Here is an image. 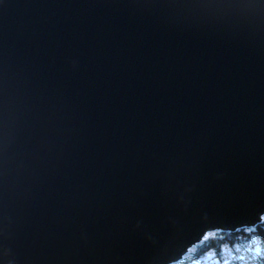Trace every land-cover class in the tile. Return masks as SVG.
Segmentation results:
<instances>
[{
	"label": "water",
	"instance_id": "obj_1",
	"mask_svg": "<svg viewBox=\"0 0 264 264\" xmlns=\"http://www.w3.org/2000/svg\"><path fill=\"white\" fill-rule=\"evenodd\" d=\"M264 213V0H0V264H170Z\"/></svg>",
	"mask_w": 264,
	"mask_h": 264
},
{
	"label": "trees",
	"instance_id": "obj_2",
	"mask_svg": "<svg viewBox=\"0 0 264 264\" xmlns=\"http://www.w3.org/2000/svg\"><path fill=\"white\" fill-rule=\"evenodd\" d=\"M255 243L253 248H247L244 251L245 256L249 260V264H264V218L258 220L254 224L241 225L233 229L216 228L212 233L203 236L195 242L191 252L183 254L181 261L183 264H192V260L208 250H215L220 253L222 245H234L236 243L246 244Z\"/></svg>",
	"mask_w": 264,
	"mask_h": 264
},
{
	"label": "rangeland",
	"instance_id": "obj_3",
	"mask_svg": "<svg viewBox=\"0 0 264 264\" xmlns=\"http://www.w3.org/2000/svg\"><path fill=\"white\" fill-rule=\"evenodd\" d=\"M262 218H264V213L262 214ZM261 218V219H262ZM216 228L208 229L205 234H210L213 232V230ZM246 244L242 243H236L234 245H228L224 244L222 245L220 253H217L215 250H208L204 254L194 258L192 260V264H249V260L245 256V260L243 257L244 251L247 248H253L256 246L255 243H248ZM195 243H193L189 248L184 252V254H188L191 252V249L193 248ZM181 258H178L170 264H183L181 261Z\"/></svg>",
	"mask_w": 264,
	"mask_h": 264
}]
</instances>
